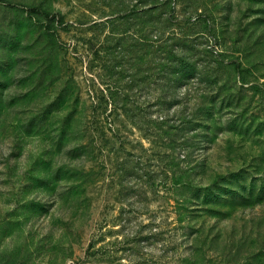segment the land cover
<instances>
[{
    "label": "rangeland",
    "instance_id": "obj_1",
    "mask_svg": "<svg viewBox=\"0 0 264 264\" xmlns=\"http://www.w3.org/2000/svg\"><path fill=\"white\" fill-rule=\"evenodd\" d=\"M0 2V264H264V0Z\"/></svg>",
    "mask_w": 264,
    "mask_h": 264
},
{
    "label": "trees",
    "instance_id": "obj_2",
    "mask_svg": "<svg viewBox=\"0 0 264 264\" xmlns=\"http://www.w3.org/2000/svg\"><path fill=\"white\" fill-rule=\"evenodd\" d=\"M0 2L4 3L5 5L10 6V7H18V8L24 9L27 12H30V13L41 14L42 16L46 17L47 19H49L51 21L56 19L58 16H61V15H58V14H55V13H49L44 8L39 7V6H28V5H25V4L14 3V2H11V1H8V0H0Z\"/></svg>",
    "mask_w": 264,
    "mask_h": 264
}]
</instances>
